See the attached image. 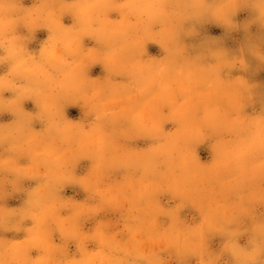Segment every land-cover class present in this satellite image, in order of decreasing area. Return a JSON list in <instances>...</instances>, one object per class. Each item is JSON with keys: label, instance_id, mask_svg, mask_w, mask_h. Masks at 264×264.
<instances>
[{"label": "clouds", "instance_id": "9594fccd", "mask_svg": "<svg viewBox=\"0 0 264 264\" xmlns=\"http://www.w3.org/2000/svg\"><path fill=\"white\" fill-rule=\"evenodd\" d=\"M261 70L264 0H0V264H264Z\"/></svg>", "mask_w": 264, "mask_h": 264}, {"label": "rangeland", "instance_id": "374dc122", "mask_svg": "<svg viewBox=\"0 0 264 264\" xmlns=\"http://www.w3.org/2000/svg\"><path fill=\"white\" fill-rule=\"evenodd\" d=\"M30 0H26V3H29ZM249 18V13L247 10L242 11L241 13L238 14L237 20L238 21H244L245 19ZM66 22H69L66 20ZM251 32L253 34H257L260 35V30L258 29L257 26H253L251 29ZM203 34L209 35V36H217V37H221L224 40V44L226 47L235 50L237 49L241 43H243L244 39H245V34L243 32H235L232 33L230 35H226L225 31L222 27L216 26V25H206L205 28L202 30ZM46 37V32H38L37 33V40H41L43 38ZM199 40V38H195L192 40H188L187 43H197ZM37 44H33L32 47H37ZM149 52L151 54L154 55H160V50L154 46V45H150L149 46ZM255 63V62H253ZM92 75H102V71L101 68L99 66H97L96 68H94L92 70ZM235 74H239V73H234ZM253 81L257 82L260 84L261 88L259 89V91H264V70L259 71L258 73H256L255 75H252L250 77ZM25 107L28 110H34V106L31 104V102L26 103ZM254 108L256 111H259L260 108V102H259V98L257 100V103L254 105ZM253 109L249 108L248 111L251 112ZM80 114V110L78 108H74V109H69V115L72 118H78ZM0 119H3L4 121H8L11 119V117L9 115H5L3 117H0ZM138 147H143L146 146V142L145 141H137L136 145ZM200 155H201V159L204 161H207L210 159V151L208 150L207 146H202L201 149L199 150ZM89 166V162L87 161H83L81 162V165L78 167L77 172L78 174H83L86 170L87 167ZM30 183V182H27ZM65 195H71L74 196L76 199H83L85 194L79 190L78 188H68L65 191ZM164 199H167L166 197ZM22 201V196L21 197H14L12 199H10L8 201L9 206H18ZM264 210V209H262ZM183 215L191 217V216H197L198 218V214L195 212V210L193 209H186L185 212L183 213ZM109 218L115 219L116 218V214H111ZM91 224L87 225L86 227H90ZM9 236H11L12 234H7ZM22 235V234H21ZM246 242V237L242 238L241 243H245ZM222 243V238L220 237H214L211 241H210V246L212 247L213 250H218L220 245Z\"/></svg>", "mask_w": 264, "mask_h": 264}]
</instances>
